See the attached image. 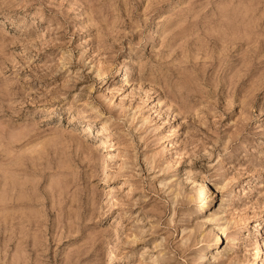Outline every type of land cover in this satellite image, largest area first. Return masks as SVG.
Masks as SVG:
<instances>
[{
  "label": "rangeland",
  "instance_id": "374dc122",
  "mask_svg": "<svg viewBox=\"0 0 264 264\" xmlns=\"http://www.w3.org/2000/svg\"><path fill=\"white\" fill-rule=\"evenodd\" d=\"M261 217L264 0H0V264H264Z\"/></svg>",
  "mask_w": 264,
  "mask_h": 264
},
{
  "label": "bare ground",
  "instance_id": "6f19581e",
  "mask_svg": "<svg viewBox=\"0 0 264 264\" xmlns=\"http://www.w3.org/2000/svg\"><path fill=\"white\" fill-rule=\"evenodd\" d=\"M201 208H203V207H201ZM259 219H260L261 222H264L263 217H261ZM223 236H224V232L221 229L217 230V237H216V239H215V241L213 243H216V242L218 243V241L220 240V238H222Z\"/></svg>",
  "mask_w": 264,
  "mask_h": 264
}]
</instances>
